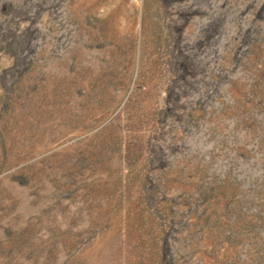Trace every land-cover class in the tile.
Returning a JSON list of instances; mask_svg holds the SVG:
<instances>
[{
  "label": "rangeland",
  "instance_id": "1",
  "mask_svg": "<svg viewBox=\"0 0 264 264\" xmlns=\"http://www.w3.org/2000/svg\"><path fill=\"white\" fill-rule=\"evenodd\" d=\"M0 264H264V0H0Z\"/></svg>",
  "mask_w": 264,
  "mask_h": 264
}]
</instances>
